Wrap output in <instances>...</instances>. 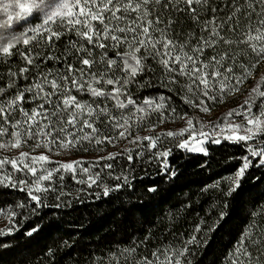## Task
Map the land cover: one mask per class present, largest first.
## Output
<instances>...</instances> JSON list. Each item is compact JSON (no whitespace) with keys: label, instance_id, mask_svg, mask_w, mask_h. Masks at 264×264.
<instances>
[{"label":"trees","instance_id":"trees-1","mask_svg":"<svg viewBox=\"0 0 264 264\" xmlns=\"http://www.w3.org/2000/svg\"><path fill=\"white\" fill-rule=\"evenodd\" d=\"M9 2L11 0H0V25L7 20L2 6ZM46 2L56 5L61 0ZM69 2L74 4L75 0ZM164 2L161 0V3ZM168 3L169 7L163 9L150 4L153 18L158 13L164 23L171 20V34L174 36L184 38L186 33H200V26L191 12H177L175 0H168ZM179 6L185 7L183 4ZM194 7L200 20L211 19L213 13L209 8L215 9L221 35L233 42L231 45L218 43L215 49H206L205 55L222 54L228 50L233 57L228 63L237 76L243 75L241 65L250 70L247 79L237 85L239 91L223 94L221 102L218 92L210 93L217 96L213 101L193 86L194 96L186 87L192 81L180 77L177 84H166L161 66L149 60L148 63L154 64V72L138 75L127 89L136 101L135 106L120 109L115 107L114 100H108L105 103L110 115L96 117L94 113L91 118L86 115L81 117L93 119L97 132L93 133L87 127L80 131L82 125L79 124L76 128L65 125L67 131L59 132L56 117L51 118V123L37 117L40 127L49 124L50 128H54L52 136L58 139H73L67 135L68 132L77 137L87 135L89 139H78L66 148L54 144L36 147L38 143L45 145L51 137L37 135L28 139L22 135L20 147L0 149V159L10 160L21 152L30 156L44 154L49 157V162L44 164L47 169H60V165L66 163H73L75 168V174L63 169L53 171L52 179L41 184L48 189L45 192H35L36 186L32 184L35 178L27 170L15 171L10 164L0 169V179L9 177L0 183V232L8 230L7 234H0V264H143L145 259L153 264H163L165 250H170L167 251L168 256H175L177 250L185 247L187 252L178 257L181 264H230L237 256L242 264H264V241L261 240V228H264V166L259 163L264 158L251 157L246 150V144L257 151L264 148V143H261L264 135L238 143L223 138L219 144L206 141L205 150L201 152L181 149V139L176 134L165 135L168 131L161 128L179 126L186 120L203 117L222 107L227 112L241 110L240 106L245 104L253 87L264 78V59L257 57L250 47V44L259 47L264 40L242 42L249 35L255 37L257 29L264 33V27L257 22L264 3L261 0H207L205 4ZM44 19L43 13H34L27 21L14 19L10 26L0 27V37L5 46L12 36L27 34L31 37L28 45L23 44L22 39L19 43L12 41L14 47L7 54L0 49V89H3L0 91V103L10 101L43 75L51 73V79L63 73L69 63L77 65V56L84 53L77 54L72 46L74 42L77 47L83 44L92 48L100 68L103 67L102 56L119 61L115 53L122 49L109 48L105 54L104 49L92 47L77 36V30L84 27L75 23L83 19L79 7L72 8L71 16L54 17L46 25ZM93 24L100 26L98 21ZM53 33L56 35L53 36ZM26 55L33 57L31 64L27 63ZM254 64L255 67H252ZM48 90L45 86V91ZM106 90L110 91L111 86ZM25 95L26 101L22 105L25 111L36 108L40 103H44L45 110L52 111L51 104L39 98L31 100V93L25 92ZM72 95H76L82 103L92 104L93 100H97L90 94H78L74 89ZM188 98L192 99V104L187 102ZM52 99L56 100V97ZM121 99L127 102L125 97ZM145 100L153 101V106H146ZM200 100H204L209 111H202ZM261 103H264V98L256 100L254 113H259ZM157 105L163 107L157 110ZM136 107L145 108V111L136 112ZM72 111L78 110L69 108L68 112H62L60 122L63 123ZM128 117H131L128 131L120 137L119 132L124 128L114 125H123L124 118ZM24 119L18 109H9L8 122H0V127L7 128V132L0 136V142L11 141L14 131L23 134L28 128ZM17 121L20 123L13 128ZM33 130L39 131L36 125H33ZM48 130L44 129L45 132ZM147 131L149 136L160 137L156 148H151L149 141L142 139L145 137L142 134ZM104 137H109L111 142ZM135 138L140 139L133 142ZM96 140L101 142L96 143ZM169 149L170 154L166 158L168 170L165 171L157 154ZM113 154L114 159H109ZM129 154L132 160L128 159ZM245 156L249 157L251 166L239 178V187L232 191L236 173ZM109 164L111 168L106 167ZM36 167L39 175L41 166L37 164ZM82 168L87 171L82 172ZM20 180L28 181L33 188L32 194L40 196L43 206L32 201L26 189L21 190L24 186L19 185ZM13 184L17 186L13 187ZM105 187L109 189L107 195L104 194ZM197 228L198 232L195 231ZM33 229L38 230L28 235ZM245 235L248 238L244 240V247L249 255L235 253L237 241ZM192 236L196 237V243L186 244Z\"/></svg>","mask_w":264,"mask_h":264},{"label":"snow or ice","instance_id":"snow-or-ice-1","mask_svg":"<svg viewBox=\"0 0 264 264\" xmlns=\"http://www.w3.org/2000/svg\"><path fill=\"white\" fill-rule=\"evenodd\" d=\"M207 0H175L177 5L176 11H189L193 14V19L200 26V33L196 35L186 33L184 38L172 35V21L169 20L164 23L160 15L157 13L153 18V11L149 7L150 4L159 5L161 9L169 7L168 0L161 3V0H75V3H70L69 0H61V3L53 5L46 2V0H11V2L3 4V11L7 13V20L3 22L0 27L10 26L14 19L16 21H27V19L34 13H43L44 25L48 24L54 17H60L64 15H72V8L79 7L80 15L83 17L81 20H76V24L83 25V30H77V36L83 39L87 44L92 47H98L105 50L107 53L109 48L122 49L115 53V56L119 57V61L116 58H104L101 57L103 67H98V61L92 54V48L85 47L81 44L79 47L76 43H73V47L76 48L77 54L84 53L83 56H77L78 63L73 65L69 63L63 73L56 74L51 79V73L43 75L34 84H29L25 91H20L10 101L0 103V122H8L9 109L15 107L19 113L23 115L24 123L28 125V128L22 134L14 131L11 133L13 139L8 142H0V149L18 148L21 146V136H27L28 139L33 137L47 136L51 137L45 145L39 143L36 147L58 145L60 148H66L72 146L78 139H89L87 135L84 137H77L74 133L68 132V136H72L73 139L69 140L67 137L59 138L52 136L54 128H50L49 124H45L43 128L40 127V123L37 117L47 120L51 123V118L56 117V124H59V132H66L65 125H71L76 128L77 125H82L79 129L83 130V127L92 129V132H97V129L93 127V119H81L85 115L89 118L93 117L95 113L96 117L110 115L106 101L114 100L115 107L125 109L128 105H136V101L132 98L131 93L127 91L128 86L132 84L136 77L142 73L154 72V64L148 63L149 60L154 61L155 64L161 66V72L165 76L166 84H177L180 77H187L192 81V84L186 85L187 91L193 93V86H195L197 92L201 93L209 100L215 101L216 95L210 93L216 91L221 96V102H223V94H232L235 91H239L237 85L243 83L247 79L250 70L243 69V75L237 76L234 72V68L229 61L233 60V57L229 55V51L225 50L222 54L217 52L215 55H205L206 49H215L217 44L231 45L233 42L224 38L221 35L220 25L216 23L215 9L209 8V11L213 13L211 19L200 20L197 8L194 5H203ZM264 3V0H261ZM183 4L185 7L181 8L179 5ZM82 5V6H81ZM9 9H14V12H10ZM135 14V15H133ZM231 19V17H229ZM251 19V17H249ZM98 21L99 27H96L93 22ZM262 27H264V9H261L260 19L257 21ZM72 23V21H70ZM161 24L164 26L161 27ZM43 27V25L41 26ZM36 31V29H32ZM207 35H204V33ZM257 35L255 37L249 35L246 41L243 43H249L253 39L264 40V33L259 29L256 30ZM53 36L56 34L53 33ZM22 39L23 44L28 45L31 37L25 34L23 37L12 36L9 38L7 45L5 46L0 37V49L4 53H9L14 47L12 41L20 42ZM111 41V43H107ZM252 51L256 53L257 57L264 59V44L257 47L256 44H250ZM143 50V51H142ZM25 59L27 63L33 62L31 55H26ZM259 61H257L258 63ZM228 65V66H226ZM255 67V64L252 65ZM22 69L21 71H25ZM235 81V83H233ZM217 84L219 88L217 89ZM45 86L48 87V91H45ZM108 86H111V90H106ZM202 86V87H201ZM261 86H264V78H261L259 83L253 87L249 98L245 101L244 105H241L239 109L230 110L223 118L224 124L221 128V124L217 123L214 128L220 129L219 132H205L199 131V140L195 141V133L190 134L188 139H185L179 144L181 149L191 151H204L203 144L206 141L219 144L221 139H227L233 142H247L252 141L257 135H264V103L259 105V113L253 112V106L258 98H264V90H261ZM79 93L90 94L92 97L97 98L93 100L92 104L82 103L77 99L76 95H72V90ZM3 91V89H0ZM25 92L31 93V100L39 98L41 101L47 102L52 105V111L48 112L44 108V103H40L36 108L30 111H25L23 108V102L26 101ZM195 96V93H193ZM125 97L126 103L121 97ZM56 97V100L52 98ZM102 98V99H100ZM187 102L192 104V99L188 98ZM101 104L105 106L101 107ZM144 104L148 107L153 106V101L145 100ZM202 111L207 112L209 109L205 106L204 100L199 101ZM195 106V105H194ZM163 105H157V110L162 108ZM69 108L76 109L78 111H72L68 113V118L61 123V113L68 112ZM86 110V111H85ZM136 112H144L145 108L136 107ZM175 110L173 109V112ZM243 116L246 124H236L230 121L228 118L233 115ZM115 119V117H112ZM131 117L124 118L123 125H114V127H122L124 131L119 132L120 137L125 136V132L128 131V121ZM142 119V117H141ZM20 122L17 121L13 124V128L17 127ZM188 126L192 127V120L187 121ZM33 125L39 131L33 130ZM44 129H49L47 132ZM224 129L230 131V135L224 136ZM186 131V130H185ZM7 132V128L0 127V136H3ZM242 132L243 134H237ZM182 131L179 135H183ZM167 136H173L175 133L168 131L165 133ZM104 139L111 142L109 137ZM140 138H135L133 142H137ZM143 140L149 141L151 148L157 147V142L160 137L145 136ZM100 140H96V143H100ZM264 143V141H261ZM51 148H49V151ZM246 150L251 157L264 158V148H260L257 151L252 145L246 144ZM125 151H128L127 149ZM170 154V149L165 150L157 154L158 158H161V163L164 166V170H168L167 157ZM115 154L110 155L109 159H114ZM128 159L132 160L131 154L128 155ZM243 164L236 173V184L232 188L235 191L239 187V178L242 177L245 171L251 166V161L248 156L242 158ZM49 162L47 155L41 154L38 156H30L27 152H21L20 155L12 159H0V169L5 164H10L11 168L15 171L27 170L35 179L32 181L34 184L35 192L48 191L47 188L41 187L42 182L50 181L53 176V171H59L60 169L66 171H72L75 174V168L73 163L61 164L60 169H47L44 167L45 163ZM259 163L264 166V159H260ZM37 164H40L42 172L38 175ZM111 168L112 165H106ZM82 172H86L87 169L82 168ZM9 177L0 179V183L4 180H8ZM63 179V177H61ZM90 180H95L89 176ZM119 179V177H117ZM126 179V178H125ZM19 185L24 186L21 190H27L28 195L32 201H35L38 206H43L40 196L33 195V188L29 186L28 181L20 180ZM13 187L17 186L15 184ZM119 185H117V188ZM154 191L155 189H150ZM109 189L104 188V194L107 195ZM231 194V193H229ZM33 229L28 232V235L32 234ZM8 230L0 232V234H7ZM195 231H199L197 228ZM261 240L264 241V228H261ZM247 235L242 240L237 241L238 247L235 249V253L241 255H249L247 249L244 247V240H247ZM196 243V237L192 236L186 244ZM255 243V241L253 242ZM167 251L164 252L163 264H181V257L187 252V247L183 250H177L175 256H168ZM234 253V255H235ZM155 255V254H153ZM160 257L157 256V260ZM143 264H153L151 260L145 259ZM230 264H242L237 256L235 260Z\"/></svg>","mask_w":264,"mask_h":264},{"label":"rangeland","instance_id":"rangeland-1","mask_svg":"<svg viewBox=\"0 0 264 264\" xmlns=\"http://www.w3.org/2000/svg\"><path fill=\"white\" fill-rule=\"evenodd\" d=\"M241 111H243V109H241ZM227 113L228 112L226 111V108L222 107V108H219V109H217V110H215L213 112L208 113L207 115H205L203 117H200V118H197V119H191L192 122H193L191 128L187 124L188 120L184 121L179 126H176V125L163 126L161 128H165L167 131H171V132L175 133L176 136L181 139V142H183L185 139H188L190 134L195 133V140L193 141V142H195V141L199 140V131L200 130H203L205 132H213V131L219 132L220 129L214 128V125L219 123V124H221V128H223V124H224L223 118L226 116ZM228 119L230 121H233L236 124H246V121H245V119H244V117L242 115L241 116H236L234 114L232 117H230ZM182 131L184 132V134L183 135H179V133H181ZM152 133H153V131H152ZM230 134L231 133H230L229 130L224 129V132H223L224 136H227V135H230ZM237 134H243V133L242 132H238ZM142 135L149 136L150 132L149 131L144 132ZM258 136H260V135H257L253 140H256L258 138ZM205 143L203 144V148L205 146Z\"/></svg>","mask_w":264,"mask_h":264}]
</instances>
